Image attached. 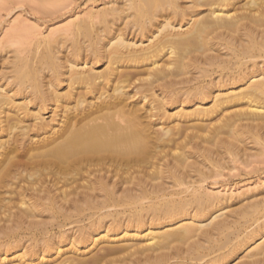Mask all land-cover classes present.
Listing matches in <instances>:
<instances>
[{
	"label": "bare ground",
	"instance_id": "bare-ground-1",
	"mask_svg": "<svg viewBox=\"0 0 264 264\" xmlns=\"http://www.w3.org/2000/svg\"><path fill=\"white\" fill-rule=\"evenodd\" d=\"M119 1L5 59L0 264L264 255L205 185L264 151V0Z\"/></svg>",
	"mask_w": 264,
	"mask_h": 264
},
{
	"label": "rangeland",
	"instance_id": "rangeland-1",
	"mask_svg": "<svg viewBox=\"0 0 264 264\" xmlns=\"http://www.w3.org/2000/svg\"><path fill=\"white\" fill-rule=\"evenodd\" d=\"M114 1L116 0H0V74L9 71V68H7L9 64H6V62L13 60L16 54L18 56L27 54L28 51L36 46L41 37L55 33L54 36L56 38L62 39L65 37V29L68 28L72 21L81 17L84 18L88 13L101 11L104 7L110 8ZM119 2L121 3V1L117 0L114 3L117 6ZM16 27L20 31L14 34V37H9L12 30ZM68 38L71 39L70 36ZM104 67L105 65L102 64L97 66L96 69L101 71ZM48 116L49 114L47 113L46 117ZM249 144L250 146L248 145L247 150L243 151L245 153L243 159L248 158L247 164L241 160L234 163L228 162L225 166L226 168L224 167L221 171L220 176L215 179H209L207 184H205L209 193H216L226 198L229 197V200L225 199L223 203H227L223 205L224 207L228 205L224 213L231 214L233 217L237 214V219L229 218L238 222L237 229H235L241 231L240 239L244 238L246 233H251L252 230L254 231L262 226L261 224L264 222L262 214H254V216H250L251 218L248 217L249 213L252 212L250 207L253 202L261 200L264 203V151L262 152V147L259 148L260 145L257 146L258 144ZM229 231L233 232V230ZM236 240H233L234 243ZM260 242L262 241H258L257 244ZM230 245L228 244V246ZM223 250H226V248ZM249 250L251 252V249H243L237 252L236 255L226 258L227 260L220 264H264V255L251 257L252 260H258L253 263L249 256ZM248 261H251V263ZM198 264L205 263L201 261Z\"/></svg>",
	"mask_w": 264,
	"mask_h": 264
}]
</instances>
